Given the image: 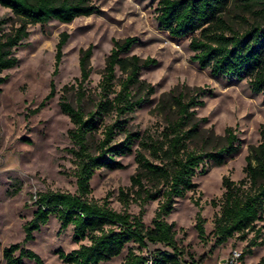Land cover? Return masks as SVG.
Wrapping results in <instances>:
<instances>
[{
    "label": "trees",
    "instance_id": "trees-1",
    "mask_svg": "<svg viewBox=\"0 0 264 264\" xmlns=\"http://www.w3.org/2000/svg\"><path fill=\"white\" fill-rule=\"evenodd\" d=\"M230 2L157 0L155 18L158 25L171 35L191 34L188 42L192 49L190 57L198 65L208 66L212 75L246 76L250 89L261 92L264 100V0H236L234 19L228 15ZM0 4L9 7L17 19L6 26L10 16L0 15V83L5 78L1 70L17 62L14 47L28 34V23L50 18L69 21L76 15L88 14L98 8L91 0H0ZM66 37L67 32L61 31L55 43L53 71L57 68ZM135 40V35L112 38L94 94H86L83 86L90 70L91 46L81 48L78 58L80 73L74 76L76 83L63 85L64 90L74 88L75 101L64 93L58 100L60 109L72 121L66 130L71 140L66 149L74 163L75 188L35 191V208L23 223L22 240L2 247L4 264H25L24 256L34 259L36 264H43L39 254L24 246L22 241L32 238L33 230L45 223L51 213L58 219L59 229L71 224V239L78 242L68 250L54 248L65 264H97L117 255L129 240L138 246L161 242L170 249L156 246L147 253L129 249L117 264H184L180 257L182 250L176 244L173 220L165 218L172 206L171 198L183 195L197 185L193 175L200 162L222 163L227 156L238 151L241 142L227 126L225 141L220 145L208 149L189 146L188 139L197 131L196 122L189 123L193 115L190 106L202 100L195 94L184 99L182 92L171 94L175 115L158 133H140L124 125L126 113L139 105L153 89L139 76V69L141 65L154 61V57H140L135 52H128ZM116 67L121 70L117 77ZM115 83H118L117 87ZM52 93L53 82L50 80L45 97ZM85 99L90 101L88 107L83 104ZM107 115L109 118L105 119ZM98 128L99 134L96 133ZM119 130L123 135L116 138L115 133ZM260 133L261 139L247 146L243 175L234 179L223 174L219 201L213 197L210 199L212 204L219 203L213 216L215 243L226 240L235 231L249 229L253 230L250 244L262 241L255 237L261 230L257 220L262 218L264 205V127ZM135 138L139 144L134 148L136 169L130 175V184L118 188L117 199L121 208L110 205L105 197L98 200L89 195V179L95 168L123 166L119 155L133 150ZM153 198L158 199V204L151 222L146 224L141 217L142 205ZM131 201L139 204L136 213L127 210ZM197 217V227L202 231L201 218ZM245 251L250 252L251 248L246 246L242 249L243 253ZM258 262L264 264V256H260ZM191 264L196 263L192 261Z\"/></svg>",
    "mask_w": 264,
    "mask_h": 264
},
{
    "label": "rangeland",
    "instance_id": "rangeland-1",
    "mask_svg": "<svg viewBox=\"0 0 264 264\" xmlns=\"http://www.w3.org/2000/svg\"><path fill=\"white\" fill-rule=\"evenodd\" d=\"M91 1L97 5V10L76 15L69 21L50 18L44 22L28 23V34L14 47L17 62L1 70L5 78L0 83V264H4L2 247L22 240L23 223L35 208V191L75 188L74 163L66 149L71 144L66 130L72 121L60 109L58 100L64 93L72 102L75 101L74 88L64 90L63 85L76 83L74 76L80 73L78 58L81 48L91 46L90 70L83 86L86 94H94L112 38L125 35L136 36L128 52H135L140 57L152 56L154 61L141 65L139 69V76L153 89L139 105L126 113L124 125L140 133H158L175 115L171 94L182 92L184 99L195 94L202 100L190 106L193 115L189 123L196 122L197 131L188 139L189 146L208 149L220 145L225 141L227 126L241 142L238 151L227 156L222 163L200 162L193 175L197 185L187 189L183 195L172 196V206L165 218L173 220L176 244L182 250L181 260L184 264L192 261L216 264L230 247L245 249L249 246L251 251L244 252L246 262L260 264L258 259L264 256V205L262 218L257 220L261 230L255 237L256 240L261 238L260 243H249L252 229L235 231L226 240L215 243L213 216L219 209V203L212 204L210 199L213 197L219 201L223 174L234 179L243 175L247 146L261 139L260 129L264 127L261 92L250 89L246 76L212 75L208 66H200L191 59L192 49L188 43L191 34L174 36L160 27L155 18L157 0ZM235 1L231 0L228 9L231 19L235 17ZM1 14L10 16L6 26L17 20L9 7L0 4ZM63 30L67 37L61 45L57 68L53 71L55 43ZM115 70L117 77L121 70L118 67ZM50 80L53 93L45 97ZM39 102V107L32 110ZM83 104L88 107L90 101L85 99ZM122 135V130L115 133L116 138ZM138 145L135 138L133 150L119 155L123 166L95 168L89 179V195L98 200L105 197L110 205L121 208L117 199L118 188L130 184V175L136 169L134 148ZM157 204V198L143 203L141 217L146 224L151 222ZM138 209L136 201L127 205L130 212L136 213ZM198 215L202 231L197 227ZM58 224V219L51 213L45 223L33 230L32 238L22 241L24 246L39 254L43 264H65L54 248L68 250L78 244L71 239V224L62 229ZM156 246L170 249L161 242L138 246L129 240L117 255L97 264H117L129 249L147 253ZM23 260L25 264H36L34 259L26 256Z\"/></svg>",
    "mask_w": 264,
    "mask_h": 264
},
{
    "label": "built area",
    "instance_id": "built-area-1",
    "mask_svg": "<svg viewBox=\"0 0 264 264\" xmlns=\"http://www.w3.org/2000/svg\"><path fill=\"white\" fill-rule=\"evenodd\" d=\"M216 264H248V263L244 258V253L242 252V249L238 247H230L228 252L217 260Z\"/></svg>",
    "mask_w": 264,
    "mask_h": 264
}]
</instances>
